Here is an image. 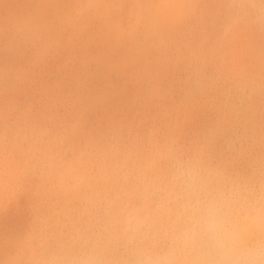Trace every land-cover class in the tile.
I'll return each mask as SVG.
<instances>
[{
  "label": "clouds",
  "instance_id": "obj_1",
  "mask_svg": "<svg viewBox=\"0 0 264 264\" xmlns=\"http://www.w3.org/2000/svg\"><path fill=\"white\" fill-rule=\"evenodd\" d=\"M0 264H264V0H0Z\"/></svg>",
  "mask_w": 264,
  "mask_h": 264
}]
</instances>
